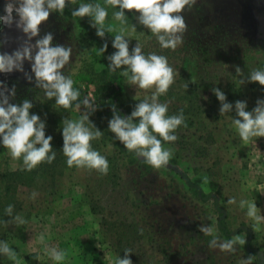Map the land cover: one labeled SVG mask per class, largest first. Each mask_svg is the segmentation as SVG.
Instances as JSON below:
<instances>
[{"label":"rangeland","instance_id":"1","mask_svg":"<svg viewBox=\"0 0 264 264\" xmlns=\"http://www.w3.org/2000/svg\"><path fill=\"white\" fill-rule=\"evenodd\" d=\"M6 2L0 0V16L5 15ZM80 3L103 4V0H76L75 5H66L63 15L51 12L31 42L52 33V46L72 47L70 63L62 71L73 79L81 100L87 97L96 102L97 110L89 119L97 127L94 119L99 102L93 72L104 67L105 52L98 54L104 44L84 28L79 17H72ZM113 11L108 8L106 23L119 28ZM125 15L129 51L138 42L144 54L166 56L175 71V82L163 99L159 97L160 102H167L168 112L174 115L187 104V95H198L202 105L200 118L194 121L198 122L189 125L185 120L189 126L177 129L178 140L164 144L172 149L173 157L159 170L137 167L112 143L105 145L102 152L112 157L113 169L101 176L96 171L69 168L62 153L63 119L81 116L75 105L64 109L55 105V98L46 99L35 86L28 60L23 67L33 76L31 82L19 71L0 73V81L8 88L15 87L9 102L21 105L28 99L33 104L30 114L45 122V135L53 137L56 152L52 164L42 163L33 169H47L43 178L33 185H13L17 190L11 193V202L0 203V241H6L17 253L16 261L0 256V264H27L26 255L32 252L37 257L30 264H57L45 253L46 247L65 250L63 264H115L118 256L124 257L126 248L133 251L129 255L133 264H241L249 256H253V264H264V222L261 231L254 232L247 210L238 207L241 199L255 202L258 214L264 216V137L245 144L232 126L236 101H246V111H252L257 100L264 99V86L239 84L252 70L264 68V0H196L191 9L181 13L187 30L175 50L159 46L150 30L139 24V13L125 10ZM13 16L19 18L15 12ZM24 39L15 23L8 27L0 22V53L11 54ZM237 66L243 77L237 76ZM188 83L192 91L185 89ZM213 88L225 94L226 102L233 105L232 112L220 115L221 104ZM151 91L127 85L120 76L116 95L110 99L135 106ZM184 116L187 118V113ZM109 120L105 118L107 125ZM23 166L21 159H12L0 138V198L5 172ZM204 176L209 178L207 185L202 182ZM33 192L38 193L35 199L30 198ZM229 198H235L237 204H227ZM8 205L14 206L12 217L5 214ZM16 215L27 223H4ZM221 221L231 233L221 229ZM202 225L212 226L221 240L240 235L246 243L237 246L235 253L210 248L212 237L199 231Z\"/></svg>","mask_w":264,"mask_h":264},{"label":"clouds","instance_id":"2","mask_svg":"<svg viewBox=\"0 0 264 264\" xmlns=\"http://www.w3.org/2000/svg\"><path fill=\"white\" fill-rule=\"evenodd\" d=\"M69 2L76 4V0H7L5 15L0 16V22L8 27L15 23L26 39L11 54L0 53V73L19 71L31 82L33 76L25 72L23 67L25 60L30 61L35 86L42 90L44 97L48 100L55 98V105L64 109H70L74 104L75 109L81 112L79 119L65 118L62 121V153L66 157L67 166L96 171L101 176H106L109 172V162L92 146V141L100 139L103 135L89 119L97 110L96 102L87 97L81 100V92L74 87L73 79L62 71L70 63L72 47L52 46V33L44 35L34 44L31 42L32 38L39 34V26L48 20L50 13L55 11L63 15ZM195 3L196 0H103V4L80 3L71 13L72 17H90L91 26L96 29L98 37L103 38L106 33L116 32L112 41V47L116 51L107 57L110 61L109 71L122 69L120 76L124 78L125 84L134 85L141 90H152L151 95L140 100L128 116L121 115L116 105L111 104L113 115L108 122V130L129 153H134L136 158L156 170L169 165L173 151L164 144L177 141V129L181 126L187 127V124L183 109L178 114L169 115L168 103L159 100L175 82V71L168 58L155 52L144 54L138 42L132 51H129V39L126 38L128 18L125 10L139 13V24L150 30L162 49L175 50L183 43V35L187 30L181 13L185 8L191 9ZM109 7L114 9L112 16L119 22V28L106 23ZM13 12L17 14L18 19L14 18ZM132 30H136L134 26ZM107 48L108 44L105 43L98 50V54L102 56ZM235 71L237 76H244L238 66ZM192 82L195 83L194 80ZM246 82H256L264 86V68L254 69L239 80L240 85ZM212 92L220 101L221 116L233 111V105L226 102V96L219 88H213ZM14 96L15 87L8 88L0 81V138L4 148L12 159H22L24 170L29 172L42 163L52 164L56 159V152L51 143L53 137L45 135V122L41 121L40 116L30 114L33 104L28 99L21 105L10 103V98ZM246 107V101H236V117L232 118V126L245 144L254 138L264 137V99H258L252 111H246ZM81 108L84 110L81 111ZM202 182L207 185L209 178L204 176ZM37 195L38 193L33 192L30 198L35 199ZM227 204L236 205L237 200L229 198ZM13 207H6L7 216H13ZM238 207L247 210L246 216L253 221V231H261L264 216L258 214L255 202L241 199ZM13 222L18 225L27 223L20 215L4 223ZM199 231L212 237L208 245L210 248H218L221 251L235 253L237 246L243 247L246 243L245 237L240 235L221 240L214 234L212 226L202 225ZM39 239L44 243L43 235ZM132 252L131 248H126L124 257L118 256L115 264H133L129 258ZM45 253L57 264H63L67 255L65 250L47 247ZM0 254L12 261L17 259L16 251L6 241H0ZM241 264H253V256L244 259Z\"/></svg>","mask_w":264,"mask_h":264},{"label":"trees","instance_id":"3","mask_svg":"<svg viewBox=\"0 0 264 264\" xmlns=\"http://www.w3.org/2000/svg\"><path fill=\"white\" fill-rule=\"evenodd\" d=\"M91 18L90 17H82L79 18L80 23L84 26V28H86L89 33H91L93 35V37L102 42L103 44L107 43L108 44V48L105 51V55H104V67L96 72H93V76L95 75V82H96V94L98 96V102H99V107H98V111L96 113V118L94 119V122L97 125V128L100 130H104L103 135L100 139L98 140H94L92 141V146L95 150L99 151L102 155V148L109 144L112 143L113 147L116 149V151L118 153H120L123 158H127L128 161L137 164V167H150L146 164H144L140 159L136 158L134 153H129L124 146L115 139L114 134L111 133L108 130V125L105 123V118H112V109H111V104H115L117 107V111L124 116H128L131 114V112L134 109V105H130V104H125V103H114L111 101V97L116 95V83L120 77V72L119 69L116 72H110L108 69V65L110 63V61L107 59L108 56L112 55L116 49L112 47V41L114 40V34L112 33H106L105 37L101 38L98 37L96 35V29L93 28L91 26L90 23ZM192 84L188 83L187 84V88L189 89V91H192L193 89L191 88ZM170 95V94H169ZM198 95L196 96H192V97H188L187 95V104L184 106H181L179 108V111L181 109H183L184 114L187 113V118H185V120L189 121V125H192L193 123L195 124L196 122L195 119L200 118V114L202 112V105L200 104V102L198 101ZM165 97V95L161 96V98L163 99ZM179 113V112H178ZM169 115H173L171 112H168ZM186 122V121H185ZM187 124V122H186ZM187 125V127L189 126ZM110 134V135H109ZM108 162H109V172L108 174L111 172L110 169H113V166L111 164V158L108 155H104ZM22 160V159H21ZM47 172V169H43V170H32L31 172L24 170V166L21 168H17L13 171H7L4 174L5 177V185H4V192L0 198V203L2 202H11V193L12 192H16L17 188H15V186H18L19 184L22 185H33L34 183H36V180L39 178H43V175H45V173ZM112 173L117 174V172L112 171ZM26 177V179H24ZM192 183V182H190ZM13 185H15L13 187ZM204 195V194H202ZM206 197V196H205ZM2 206V205H1ZM1 209L3 207H0ZM93 211H95V205H93L92 207ZM224 215V214H222ZM220 227L223 231H225L226 233H231L227 230L226 226L224 225V223L221 221L220 222ZM239 231V230H237ZM249 236L251 235V232H248ZM250 247V240L247 241V248ZM250 249V248H249ZM120 251V250H119ZM0 256H2V254H0ZM37 257V254L35 252L29 253L26 255V261L27 264H30V262H35Z\"/></svg>","mask_w":264,"mask_h":264}]
</instances>
